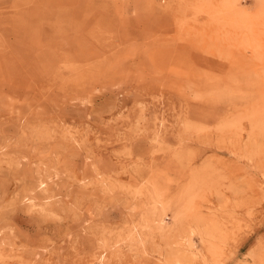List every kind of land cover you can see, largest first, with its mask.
Returning a JSON list of instances; mask_svg holds the SVG:
<instances>
[{
    "label": "rangeland",
    "instance_id": "374dc122",
    "mask_svg": "<svg viewBox=\"0 0 264 264\" xmlns=\"http://www.w3.org/2000/svg\"><path fill=\"white\" fill-rule=\"evenodd\" d=\"M0 264H264V0H0Z\"/></svg>",
    "mask_w": 264,
    "mask_h": 264
}]
</instances>
